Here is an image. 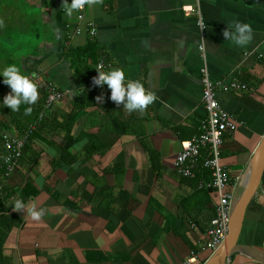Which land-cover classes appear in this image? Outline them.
Segmentation results:
<instances>
[{
	"label": "crops",
	"instance_id": "1",
	"mask_svg": "<svg viewBox=\"0 0 264 264\" xmlns=\"http://www.w3.org/2000/svg\"><path fill=\"white\" fill-rule=\"evenodd\" d=\"M62 4L0 0V68L14 63L24 74L36 73L40 85L25 115L26 105L18 112L3 105L11 88L0 75V264H179L192 255V264H205L213 254L206 231L219 195L208 186L210 171L201 167L185 177L175 161L183 141L201 132L206 65L213 80L247 84L218 90L222 107L239 122L225 134L222 164L237 198L244 191L264 137V0H100L86 5L95 37L77 34V11L68 17ZM234 21L252 28L244 46L223 36ZM90 43L95 58L75 67V53ZM103 55L109 69L123 68L157 99L143 112H128L110 99L107 85L91 88ZM51 85L65 96L36 124L8 174L1 135L25 134ZM16 199L46 209L45 215L34 220L15 210ZM239 242L264 254V175ZM227 262L262 264L241 252Z\"/></svg>",
	"mask_w": 264,
	"mask_h": 264
},
{
	"label": "built area",
	"instance_id": "2",
	"mask_svg": "<svg viewBox=\"0 0 264 264\" xmlns=\"http://www.w3.org/2000/svg\"><path fill=\"white\" fill-rule=\"evenodd\" d=\"M184 9L189 14L193 12L192 7H184ZM77 20L79 22L75 30L77 34L87 33L90 37L97 35L98 31L95 23L93 21H85L86 5L83 9L77 11ZM199 23L203 29L206 27L202 17H200ZM201 49L204 51V45H201ZM101 65L103 66L101 70L108 71L110 64L107 62L105 55L100 58L97 64L94 77L98 75L97 68ZM202 76V99L206 109V116L201 123V132L194 138L183 141L182 149L176 157L175 165L177 172L185 177H195L196 170L201 164L208 168L212 174V180L208 183V186L213 187L217 191L219 201L217 205V216L212 220L210 227L206 231L208 240L205 247L211 253H214L228 237L232 212L237 201V196L230 189V172L222 164V147L225 134L234 132L239 128V122L236 117L222 107L218 99V90L220 88L226 91L246 89L247 84L236 79L231 81L213 80L206 65L202 67ZM89 85L93 89L99 88L98 85L93 83V78ZM64 96L65 92L59 90L56 85H51L43 110L36 122L30 125L26 133L18 136L8 133L4 134L6 152L3 163L7 168L8 174L19 166L23 156L24 146L32 131L36 128V124ZM204 150H208L209 152V155L206 157L202 156ZM196 260L197 256L192 255L188 260L182 261L179 264H192Z\"/></svg>",
	"mask_w": 264,
	"mask_h": 264
},
{
	"label": "clouds",
	"instance_id": "3",
	"mask_svg": "<svg viewBox=\"0 0 264 264\" xmlns=\"http://www.w3.org/2000/svg\"><path fill=\"white\" fill-rule=\"evenodd\" d=\"M100 0H63V11L66 16L71 17L74 12L81 10L87 5L88 7L96 6ZM225 40H229L238 46L246 45L252 39V28L249 24L234 21L228 25L223 31ZM103 66H99L98 75L93 77V83L103 88L107 85L111 89L110 99L117 105L123 104V108L128 112L139 110L143 112L148 105L152 104L156 99V94L139 82L129 79L123 68H110L108 71L101 70ZM0 75L3 76V83L9 85L11 91L4 96L3 105L9 106L11 111L18 112L22 105L24 114L30 115L33 111L31 105L35 104L40 96L36 73L31 76L24 74L18 65L8 64L0 68ZM97 101H103V95L96 97ZM14 209L18 211H27L34 219L40 220L46 213V209L37 208L35 203L26 206L24 201L16 199Z\"/></svg>",
	"mask_w": 264,
	"mask_h": 264
},
{
	"label": "water",
	"instance_id": "4",
	"mask_svg": "<svg viewBox=\"0 0 264 264\" xmlns=\"http://www.w3.org/2000/svg\"><path fill=\"white\" fill-rule=\"evenodd\" d=\"M264 175V137L255 152L252 166L246 178L245 188L234 205L230 221L229 234L226 241L211 255L205 264H227L235 252L245 253L264 264V254L255 248L240 243L246 212L250 202L257 193Z\"/></svg>",
	"mask_w": 264,
	"mask_h": 264
},
{
	"label": "trees",
	"instance_id": "5",
	"mask_svg": "<svg viewBox=\"0 0 264 264\" xmlns=\"http://www.w3.org/2000/svg\"><path fill=\"white\" fill-rule=\"evenodd\" d=\"M96 52H97V46L95 45V44H92V43H90V45L88 46V47H86L85 49H79L76 53H75V55L77 56V58H75L74 59V61H73V65L75 66V67H78L79 65H81L84 61H86V59H88V57H90V56H92V58H95V54H96ZM81 54V55H80ZM80 55V56H79ZM84 58V59H83ZM81 59H83L82 61H80ZM93 77H94V74H93ZM92 80V79H91ZM91 82V81H90ZM90 84V83H89ZM44 108V107H43ZM41 113V112H40ZM40 113H39V111H38V114H36V116H38L39 117V115H40ZM35 118V117H34ZM35 119H37V118H35ZM25 132V131H24ZM4 134L5 133H3L2 135H1V138H2V140H4ZM150 155H151V157H152V160L154 161V159L156 158V152L154 151V150H151L150 151ZM201 167H204L203 165L202 166H199L198 168H197V170H196V173L197 172H200L199 171V168H201ZM205 169V171H210V170H208V168H206V167H204L203 169H201V171H203ZM211 173V172H210ZM211 181V180H210Z\"/></svg>",
	"mask_w": 264,
	"mask_h": 264
},
{
	"label": "bare ground",
	"instance_id": "6",
	"mask_svg": "<svg viewBox=\"0 0 264 264\" xmlns=\"http://www.w3.org/2000/svg\"><path fill=\"white\" fill-rule=\"evenodd\" d=\"M244 181V180H243ZM245 186V185H244Z\"/></svg>",
	"mask_w": 264,
	"mask_h": 264
}]
</instances>
